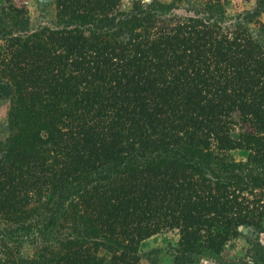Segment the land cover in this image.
I'll return each mask as SVG.
<instances>
[{"label": "trees", "instance_id": "obj_1", "mask_svg": "<svg viewBox=\"0 0 264 264\" xmlns=\"http://www.w3.org/2000/svg\"><path fill=\"white\" fill-rule=\"evenodd\" d=\"M240 1L0 0V264H140L159 234L151 264L240 237L264 264V0Z\"/></svg>", "mask_w": 264, "mask_h": 264}, {"label": "rangeland", "instance_id": "obj_2", "mask_svg": "<svg viewBox=\"0 0 264 264\" xmlns=\"http://www.w3.org/2000/svg\"><path fill=\"white\" fill-rule=\"evenodd\" d=\"M29 6V9L32 15L36 16L39 14L37 8L40 5L41 0H25ZM253 3L241 2L240 0H230V7L238 10L251 8ZM258 21L264 22V13L259 14V16L253 18L250 28L254 34H257L258 30ZM20 109L10 101L0 100V136L6 133V127L8 124H13L17 120ZM1 157V155H0ZM249 233H247L248 235ZM249 236V235H248ZM170 238V237H169ZM167 237L163 234L154 235L146 240H144L140 246L141 250V262L140 264H151V263H165L168 261L167 254ZM234 244L228 248L231 257L228 258V261L223 264H233V258L242 256L241 248L245 247V241L243 237L236 239ZM235 259V258H234ZM227 260V259H225ZM217 262L216 257L209 254H205L200 261L196 264H221Z\"/></svg>", "mask_w": 264, "mask_h": 264}]
</instances>
